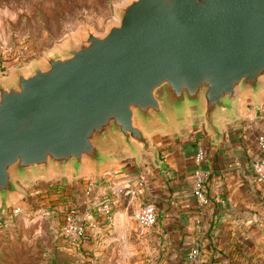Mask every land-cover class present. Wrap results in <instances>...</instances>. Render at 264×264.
Masks as SVG:
<instances>
[{
    "label": "water",
    "instance_id": "1",
    "mask_svg": "<svg viewBox=\"0 0 264 264\" xmlns=\"http://www.w3.org/2000/svg\"><path fill=\"white\" fill-rule=\"evenodd\" d=\"M263 101L264 0H127L104 32L0 75V208L36 181L101 184L127 158L162 168L158 132L201 129L216 151Z\"/></svg>",
    "mask_w": 264,
    "mask_h": 264
},
{
    "label": "crops",
    "instance_id": "2",
    "mask_svg": "<svg viewBox=\"0 0 264 264\" xmlns=\"http://www.w3.org/2000/svg\"><path fill=\"white\" fill-rule=\"evenodd\" d=\"M225 130V142L216 151L210 150L209 138L201 129L185 135L155 133L150 139L161 153L162 168L143 155L140 163L127 158L103 173L102 183L94 189L96 194L109 193L113 219L107 223L97 215L82 250L100 251L107 245L106 254H123L124 263L133 260L129 264H264V185L257 182L249 165L260 156L264 101L257 109L243 108L241 118L225 123ZM200 146L208 152L205 205L193 193V159ZM238 161L242 167L231 170L229 166ZM142 178L147 181L145 190L137 187ZM91 181L94 178L85 173L79 180L53 186L54 193L62 190L57 197L66 195L67 201L52 204L81 207ZM126 188L137 195H120L119 190ZM150 198L158 221L143 228L137 214L141 203ZM195 250L199 253L193 258Z\"/></svg>",
    "mask_w": 264,
    "mask_h": 264
},
{
    "label": "rangeland",
    "instance_id": "3",
    "mask_svg": "<svg viewBox=\"0 0 264 264\" xmlns=\"http://www.w3.org/2000/svg\"><path fill=\"white\" fill-rule=\"evenodd\" d=\"M127 0H0V75L9 76L18 67L41 60L63 46L87 26L104 32L118 22V8ZM90 176V172H87ZM69 179L53 177L25 188L28 207L0 234V264H129L125 255H106L82 250L70 244L57 230L65 211L72 205L66 195L54 193L58 184ZM62 189V188H61ZM52 197V198H51ZM111 247V246H110ZM112 250V248H111Z\"/></svg>",
    "mask_w": 264,
    "mask_h": 264
},
{
    "label": "built area",
    "instance_id": "4",
    "mask_svg": "<svg viewBox=\"0 0 264 264\" xmlns=\"http://www.w3.org/2000/svg\"><path fill=\"white\" fill-rule=\"evenodd\" d=\"M258 149L260 156L254 157L250 162V168L257 179V182L264 185V135L259 137ZM207 160V150L204 147H199L193 159V193L200 204L208 203L207 197V183L208 175L204 170V165ZM242 163L238 161L231 164L229 168H241ZM94 182H90L86 186L85 200L81 207L70 206L64 213L62 224H60L57 232L70 244H80L85 240L87 230L95 221L97 215L105 222H110L114 215V205L108 192L96 194L94 189ZM137 187L139 190L147 188V181L145 178L139 180ZM119 194L124 197H134L137 195L136 190L126 188L119 190ZM28 207V202L25 200L18 204L9 207L7 210L0 208V234L6 231L13 221L20 216ZM137 221L143 228H150L156 225L158 221L157 207L153 199L145 200L141 203ZM198 251L195 250L193 258H196Z\"/></svg>",
    "mask_w": 264,
    "mask_h": 264
},
{
    "label": "trees",
    "instance_id": "5",
    "mask_svg": "<svg viewBox=\"0 0 264 264\" xmlns=\"http://www.w3.org/2000/svg\"><path fill=\"white\" fill-rule=\"evenodd\" d=\"M196 153H197V152H196ZM196 153H195V155H196ZM195 155H194V156H195ZM106 255H108V253H107ZM108 256H109V255H108ZM106 264H107V260H106Z\"/></svg>",
    "mask_w": 264,
    "mask_h": 264
}]
</instances>
